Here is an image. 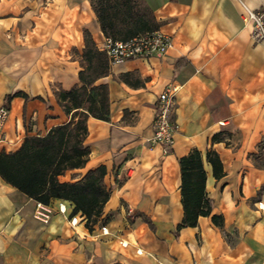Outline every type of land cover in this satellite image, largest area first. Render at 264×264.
I'll return each mask as SVG.
<instances>
[{"label":"crops","instance_id":"0c3cea01","mask_svg":"<svg viewBox=\"0 0 264 264\" xmlns=\"http://www.w3.org/2000/svg\"><path fill=\"white\" fill-rule=\"evenodd\" d=\"M146 1L172 45L98 79L109 87V118L89 116V158L60 176L75 181L106 167L110 197L99 221L90 230L70 201L53 199L44 222L38 201L0 175V264H264V37L254 38L247 17L264 13V0ZM86 30L97 46L105 37L91 0H0V106L8 109L0 153L70 120L56 91L81 84ZM172 85L177 130L165 152L152 139L154 117ZM193 149L223 222L200 215L177 231L180 158Z\"/></svg>","mask_w":264,"mask_h":264},{"label":"trees","instance_id":"16d2710c","mask_svg":"<svg viewBox=\"0 0 264 264\" xmlns=\"http://www.w3.org/2000/svg\"><path fill=\"white\" fill-rule=\"evenodd\" d=\"M91 4L107 37L128 39L161 26L146 0H91ZM82 66L81 84L56 91L59 103L71 114L70 120L52 127L44 135L26 136L14 151H1L0 175L45 204H50L53 199L70 201L74 205L72 215L81 213L87 227L93 230L110 197V190L104 183L106 167L100 165L90 169L75 181L60 179L67 170L83 167L89 158L91 150L84 143L89 116L109 118V87L107 83L97 81L110 72V66L106 53L98 48L88 30L85 31ZM218 137L216 134L214 139ZM206 156L214 175L221 177L224 170L218 153L210 150ZM180 166L184 216L177 231L185 226H195L200 215L211 216L215 224H221L223 217L212 213V201L206 192L202 152L193 149L180 158ZM107 219L101 222L105 223Z\"/></svg>","mask_w":264,"mask_h":264},{"label":"built area","instance_id":"2783aa9c","mask_svg":"<svg viewBox=\"0 0 264 264\" xmlns=\"http://www.w3.org/2000/svg\"><path fill=\"white\" fill-rule=\"evenodd\" d=\"M247 17L254 20L253 36L255 39L264 37V13L247 10ZM172 45V38L161 30L150 31L135 35L128 39H114L105 36L98 48L107 55L110 68L130 58H148L154 54H164ZM178 86L172 85L158 95L154 117L153 141L161 144L168 152L175 142L177 124L173 121L175 110V93ZM8 115L6 106H0V141L3 140V126ZM131 170V169H130ZM51 209L45 203L38 201L34 215L48 222ZM62 211H65L63 208ZM76 222V219H72Z\"/></svg>","mask_w":264,"mask_h":264}]
</instances>
